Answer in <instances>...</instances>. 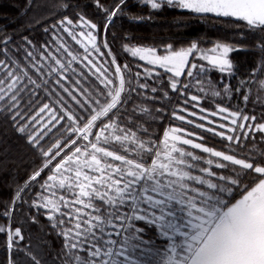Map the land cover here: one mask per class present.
Wrapping results in <instances>:
<instances>
[{"label": "snow or ice", "instance_id": "1", "mask_svg": "<svg viewBox=\"0 0 264 264\" xmlns=\"http://www.w3.org/2000/svg\"><path fill=\"white\" fill-rule=\"evenodd\" d=\"M89 3L103 32L75 0L28 22L40 40L0 27V122L33 157L0 208L5 264H264V0H139L149 11L129 10L133 22L173 10L174 26L212 21L254 37L162 51L124 37L142 64L121 63L108 41L127 0ZM42 7L25 0L21 18ZM238 51L256 53L245 75ZM24 207L36 214L13 227ZM39 215L48 230L33 242L25 229Z\"/></svg>", "mask_w": 264, "mask_h": 264}, {"label": "trees", "instance_id": "2", "mask_svg": "<svg viewBox=\"0 0 264 264\" xmlns=\"http://www.w3.org/2000/svg\"><path fill=\"white\" fill-rule=\"evenodd\" d=\"M43 5L42 8H33L27 16L21 18V13L25 10V0H0V27L7 25L9 34L15 35L14 30H19L23 34L30 35L34 40H40L43 37V31L39 26H35L32 32L26 31L28 22L33 19L34 16L47 15V19L44 23L48 22V19H56L57 13H60V9L65 2L72 4L73 0H38ZM75 3L79 5H88L86 12L87 15L93 19H96L98 23L102 20L98 19L96 10L91 6L89 0H75ZM132 14L147 15L148 9L146 7L139 6V0H127V6L125 14L115 18L114 23L110 26L108 31V41L112 46L113 52L117 55L121 63H143L134 60L129 54H125L122 51V44L127 42L124 37H128L134 45L144 47H156L162 51V46L168 43H172L175 47L187 46L188 42L198 39L203 36L216 38L220 37L225 40L231 39L237 32H245V38L240 43L251 45L254 37L251 33H248L245 28H231L224 24H212V21L208 23H201L197 20H191L187 23L186 27L174 26V20L179 15L173 10H166L156 13L150 20H142L139 22H133L129 19L128 12ZM77 9L75 6L69 8L67 14L74 16ZM51 14V15H48ZM62 14V13H60ZM242 23V22H237ZM103 35H101V40ZM230 58L238 66V74L245 75L246 70H250L255 66L256 53L252 51H238L230 54ZM213 79L219 80V73H211ZM233 87L237 85V79H231ZM237 98H233V103H236ZM204 107L212 108L213 104L209 100L203 102ZM251 107V105L249 106ZM165 126L168 121H165ZM174 124H178V121H172ZM185 127H189L185 125ZM193 131H199L198 129H192ZM162 132V128H161ZM205 136L209 134L204 133ZM218 138L210 137L209 143L215 142ZM0 208L6 203H10V198L14 190V180H24L29 174L33 166L32 153L29 150L26 143L17 137V135L5 124L0 122ZM43 211V210H41ZM33 209L24 207L22 210L17 211L15 216L17 219L13 222V227L18 226L20 223L19 217L28 218L29 215H35ZM39 224H29L26 226L25 235L32 234L33 242H35L37 236L42 235L41 229L48 230V221L44 215H39ZM4 219L0 218V223H4ZM2 239V237H0ZM47 239L52 240L55 247H59V242L55 236H47ZM6 253L2 247H0V264H5Z\"/></svg>", "mask_w": 264, "mask_h": 264}]
</instances>
